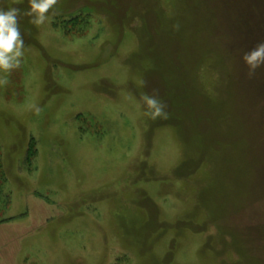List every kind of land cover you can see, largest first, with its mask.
<instances>
[{"label": "rangeland", "instance_id": "374dc122", "mask_svg": "<svg viewBox=\"0 0 264 264\" xmlns=\"http://www.w3.org/2000/svg\"><path fill=\"white\" fill-rule=\"evenodd\" d=\"M53 11L0 87V264H264V0Z\"/></svg>", "mask_w": 264, "mask_h": 264}, {"label": "clouds", "instance_id": "9594fccd", "mask_svg": "<svg viewBox=\"0 0 264 264\" xmlns=\"http://www.w3.org/2000/svg\"><path fill=\"white\" fill-rule=\"evenodd\" d=\"M24 0H12V5L7 8L0 7V87L9 84V76L13 70L19 69L25 56V40L21 32L20 20L23 17L29 18L28 22L39 27L50 21L49 13L54 16L53 11L58 4V0H27L24 8L18 5ZM134 27L139 26V21L133 22ZM180 25L174 24L173 28L179 30ZM241 59L245 65V76L253 79L257 75V70L264 68V41L257 43L253 48L244 51ZM142 84L147 86L146 81ZM140 100L144 108L143 115L149 120L168 119L169 113L166 110L167 104L160 98L159 90L153 88L151 94L144 93ZM141 106V105H138ZM39 113V108L33 106Z\"/></svg>", "mask_w": 264, "mask_h": 264}, {"label": "trees", "instance_id": "16d2710c", "mask_svg": "<svg viewBox=\"0 0 264 264\" xmlns=\"http://www.w3.org/2000/svg\"><path fill=\"white\" fill-rule=\"evenodd\" d=\"M61 21L65 23V21L63 19H61ZM34 153H35V148H34L32 142H29V146H28L27 151H26V158H27V156L29 158ZM5 177L6 176H5L3 164H2V162L0 160V185H2L4 183Z\"/></svg>", "mask_w": 264, "mask_h": 264}]
</instances>
